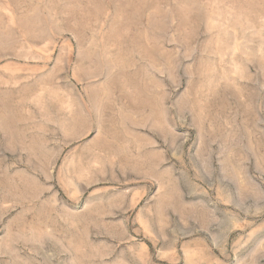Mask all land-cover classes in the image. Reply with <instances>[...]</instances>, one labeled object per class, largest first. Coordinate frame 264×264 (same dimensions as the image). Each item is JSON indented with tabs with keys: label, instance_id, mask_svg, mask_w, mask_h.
<instances>
[{
	"label": "rangeland",
	"instance_id": "obj_1",
	"mask_svg": "<svg viewBox=\"0 0 264 264\" xmlns=\"http://www.w3.org/2000/svg\"><path fill=\"white\" fill-rule=\"evenodd\" d=\"M0 264H264V0H0Z\"/></svg>",
	"mask_w": 264,
	"mask_h": 264
}]
</instances>
